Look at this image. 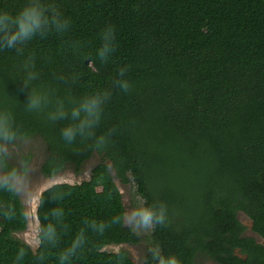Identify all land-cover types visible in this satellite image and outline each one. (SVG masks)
Listing matches in <instances>:
<instances>
[{
	"label": "trees",
	"instance_id": "16d2710c",
	"mask_svg": "<svg viewBox=\"0 0 264 264\" xmlns=\"http://www.w3.org/2000/svg\"><path fill=\"white\" fill-rule=\"evenodd\" d=\"M25 9L38 25L9 42ZM28 136L46 145V177L80 173L93 153L120 183L131 176L154 213L156 249L142 264H264V0H0L10 176L1 143ZM238 212L263 243L243 235ZM123 217L100 162L87 180L40 193L33 251L14 235L27 227L24 206L0 181V264H133L103 249L137 243Z\"/></svg>",
	"mask_w": 264,
	"mask_h": 264
},
{
	"label": "rangeland",
	"instance_id": "374dc122",
	"mask_svg": "<svg viewBox=\"0 0 264 264\" xmlns=\"http://www.w3.org/2000/svg\"><path fill=\"white\" fill-rule=\"evenodd\" d=\"M1 150L5 155L8 164L12 167L14 174L10 176L0 167V181H9L17 192L28 218L27 227L23 232L14 235L27 243L34 251L38 245V221L36 218V207L40 193L55 183H80L87 180L92 168L100 163H105L118 187L122 203L124 206L123 222L129 226L137 235V243L112 244L103 249L108 252L124 250L132 260L133 264H142L146 253L156 249L152 239L153 224L145 226L135 213L145 209L144 201L136 191V186L129 176L126 184L114 176L110 169L108 160L102 158L97 153L83 163L81 172L74 173L71 167H65L53 177H46L41 171V164L46 158L48 151L43 139L39 136L18 137L11 141L3 140ZM27 157V161H24ZM237 218L245 227L244 236L254 238L258 243H263V239L251 230V223L248 217L242 212L237 213ZM197 264H216L206 256L197 255Z\"/></svg>",
	"mask_w": 264,
	"mask_h": 264
},
{
	"label": "clouds",
	"instance_id": "9594fccd",
	"mask_svg": "<svg viewBox=\"0 0 264 264\" xmlns=\"http://www.w3.org/2000/svg\"><path fill=\"white\" fill-rule=\"evenodd\" d=\"M17 23H18V31L9 38V42L15 41L17 38L27 36L29 33H31L33 28L38 25V20L34 13H32L30 10L25 9L23 12L19 14ZM121 86L125 90H127L128 88L127 83H124ZM92 106H95V101L92 102L91 106L86 105L89 111L91 110ZM65 136L71 137L72 130L71 129L65 130ZM135 215L140 218L142 224L148 226L152 223L154 213L150 209L145 208L135 213ZM164 220L165 217L163 212H161L160 215L156 216V221L158 223L163 224ZM161 264H179V261L175 257H172L167 261H161Z\"/></svg>",
	"mask_w": 264,
	"mask_h": 264
},
{
	"label": "water",
	"instance_id": "95a60500",
	"mask_svg": "<svg viewBox=\"0 0 264 264\" xmlns=\"http://www.w3.org/2000/svg\"><path fill=\"white\" fill-rule=\"evenodd\" d=\"M86 63H88V61L86 60Z\"/></svg>",
	"mask_w": 264,
	"mask_h": 264
}]
</instances>
